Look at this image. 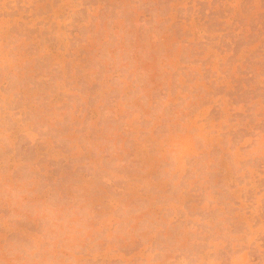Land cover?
<instances>
[{
    "label": "rangeland",
    "instance_id": "rangeland-1",
    "mask_svg": "<svg viewBox=\"0 0 264 264\" xmlns=\"http://www.w3.org/2000/svg\"><path fill=\"white\" fill-rule=\"evenodd\" d=\"M0 264H264V0H0Z\"/></svg>",
    "mask_w": 264,
    "mask_h": 264
}]
</instances>
